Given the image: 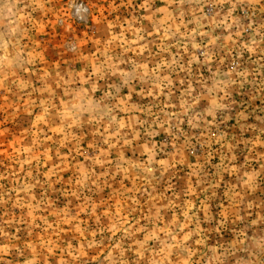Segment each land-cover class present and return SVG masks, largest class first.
Wrapping results in <instances>:
<instances>
[{
  "label": "rangeland",
  "instance_id": "1",
  "mask_svg": "<svg viewBox=\"0 0 264 264\" xmlns=\"http://www.w3.org/2000/svg\"><path fill=\"white\" fill-rule=\"evenodd\" d=\"M0 264H264V0H0Z\"/></svg>",
  "mask_w": 264,
  "mask_h": 264
},
{
  "label": "clouds",
  "instance_id": "2",
  "mask_svg": "<svg viewBox=\"0 0 264 264\" xmlns=\"http://www.w3.org/2000/svg\"><path fill=\"white\" fill-rule=\"evenodd\" d=\"M3 8L5 10V13L7 14L9 21L12 25L18 26L20 19L22 17L20 14L16 11V4L15 3H6L3 5ZM13 31H15V27L13 28ZM135 43V41H133ZM82 110V99L81 96H74L71 101H69L68 104L64 107V114L67 118H75V116L78 114L79 111ZM48 108L44 107V112H47ZM123 127V125H121ZM59 130V129H57ZM116 135H119V130H117Z\"/></svg>",
  "mask_w": 264,
  "mask_h": 264
}]
</instances>
